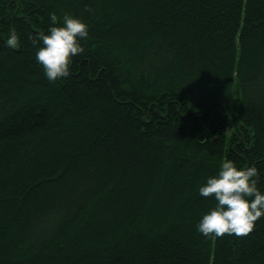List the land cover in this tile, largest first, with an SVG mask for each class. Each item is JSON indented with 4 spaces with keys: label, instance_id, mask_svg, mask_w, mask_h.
<instances>
[{
    "label": "trees",
    "instance_id": "16d2710c",
    "mask_svg": "<svg viewBox=\"0 0 264 264\" xmlns=\"http://www.w3.org/2000/svg\"><path fill=\"white\" fill-rule=\"evenodd\" d=\"M65 10L89 36L50 81ZM223 157L264 189V0H0V264H264V216L197 231Z\"/></svg>",
    "mask_w": 264,
    "mask_h": 264
},
{
    "label": "clouds",
    "instance_id": "9594fccd",
    "mask_svg": "<svg viewBox=\"0 0 264 264\" xmlns=\"http://www.w3.org/2000/svg\"><path fill=\"white\" fill-rule=\"evenodd\" d=\"M50 17L52 23L47 31L32 40L39 45L36 60L43 65L46 77L55 81L69 76L72 59L84 52L81 38L89 36V24L67 10L62 21L56 12H51ZM5 43L15 47L19 34L11 31ZM257 176L255 164L245 167L230 158H221L218 170L198 187L201 196L214 197L215 202L199 218L197 231L205 236L225 233L240 236L251 232L256 221L264 216V189L259 187Z\"/></svg>",
    "mask_w": 264,
    "mask_h": 264
}]
</instances>
